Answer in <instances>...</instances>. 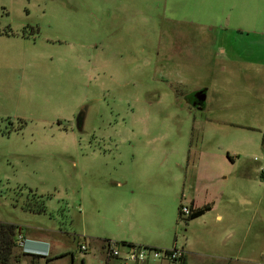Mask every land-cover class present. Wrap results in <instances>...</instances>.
<instances>
[{"label": "rangeland", "instance_id": "rangeland-1", "mask_svg": "<svg viewBox=\"0 0 264 264\" xmlns=\"http://www.w3.org/2000/svg\"><path fill=\"white\" fill-rule=\"evenodd\" d=\"M0 30V222L50 240L36 264H102L105 240L264 264V0H0ZM203 172L237 236L179 219Z\"/></svg>", "mask_w": 264, "mask_h": 264}, {"label": "crops", "instance_id": "crops-1", "mask_svg": "<svg viewBox=\"0 0 264 264\" xmlns=\"http://www.w3.org/2000/svg\"><path fill=\"white\" fill-rule=\"evenodd\" d=\"M229 81L230 80H228V82ZM247 82H249L248 79H247ZM222 90H223L222 93L224 92L225 94H227V91H229L228 87H226V86L224 88H222ZM224 93H223V95H224ZM224 98H225V96H224ZM207 99H208V92L206 94V104H207ZM221 109L222 108H216L215 110H220L221 112L219 111V112H216L213 114L222 115L223 112ZM204 110L205 111H213V109L212 108L210 109V107L208 105L205 106ZM215 122H218L217 119ZM233 126H236V125H233ZM237 126H240V125H237ZM199 154H200L199 158L200 159L202 158V161L200 163H201L202 169H203L204 168V162L206 160H209L208 159L209 156L207 153H204V152H199ZM229 161H231V159H229ZM229 161L228 160L223 161L224 167H222V166L218 167L221 170H219L216 173V176H215L216 179H218V180L219 179H226L227 180L229 178H232V174H233L232 166H233L234 160H232L231 163ZM206 163L207 162H205V168H206ZM200 177H201V179H200L201 183L198 186L196 185L197 182L194 183V192L189 197V199H187L188 203L185 204V201H184L185 199L182 198V200L180 201V204L189 205V206L193 205L194 208H199V207H202V206L207 205V204H212L211 212L210 211L209 212L213 213L214 211H217L216 219L219 220V223L226 222L229 225L228 232L226 233L224 239H229L231 237L237 236L238 232L233 229L234 221L232 220V218L227 217V219L224 221V216L219 214V211H218L219 206L215 205L214 202L211 201L213 199V197H212V194H213L212 177L206 176L204 174V172L201 173ZM232 179H234V178H232ZM198 189L200 190L201 196H198V194L196 193L197 191H199ZM199 197H201L200 200H199ZM227 215H229V214H227ZM35 229L41 230V231L43 230L40 227L35 228ZM21 235L25 238L24 246L21 249L23 252L32 253V254H39V255H44V256L50 255L48 245H51V243H50V240L48 238L36 235V236L32 237V239H27V237L22 233V231H21ZM28 241H30V242H28ZM32 242L38 243L39 245H32ZM226 242H228V241L224 240L223 244H226ZM235 242H237V241H235ZM130 243H132V242H130ZM132 244H134V243H132ZM143 246L151 247L153 245H143ZM101 249H102V252L104 253V248L102 246H101ZM182 249L185 252V256H184V260H183L182 264H190V257L192 255V253H189V250H191V249H185L183 247H182ZM240 250H241V252L243 251V245L240 246ZM240 250L238 247L237 250H235L231 253L224 252L223 255H221L222 251H221V253H212V254L207 256L208 259L209 258L215 259L217 261L213 260L214 262H211L209 264H239L238 262H240V259H241L240 255H239ZM16 251H17V249H16ZM203 263L204 262H200V264H203ZM162 264H171V263L163 262Z\"/></svg>", "mask_w": 264, "mask_h": 264}, {"label": "trees", "instance_id": "trees-1", "mask_svg": "<svg viewBox=\"0 0 264 264\" xmlns=\"http://www.w3.org/2000/svg\"><path fill=\"white\" fill-rule=\"evenodd\" d=\"M1 33H5L6 35H11V32L7 30H3V31L0 30V34ZM181 205L182 204H180L178 208L179 219H183L181 213ZM22 208L36 214H43L46 213L47 211L43 203H40L39 205L38 204L32 205L29 203H25L22 206ZM190 208H191V214L187 217L186 220H193L205 215L207 212L211 211L212 204H207L199 208H194L193 205H191ZM20 231H21V227L16 224L0 222V264H17L20 261L21 257L27 255V253H16V249L18 247L17 237L18 235L21 234ZM105 242L108 245L112 244L111 241L109 240H105ZM117 244L126 247H137L135 244L126 241H122ZM41 257L43 256L39 254H32V264H36L38 259H40Z\"/></svg>", "mask_w": 264, "mask_h": 264}, {"label": "built area", "instance_id": "built-area-1", "mask_svg": "<svg viewBox=\"0 0 264 264\" xmlns=\"http://www.w3.org/2000/svg\"><path fill=\"white\" fill-rule=\"evenodd\" d=\"M181 213L183 217H188L191 214V208L187 205H181ZM25 238L20 234L17 237L18 247H23ZM81 250L86 251L85 246H81ZM185 252L183 249H152L141 246L126 247L125 250H121L118 247H114L112 244L105 248V257L102 259V264H138L145 263L149 257L154 260H160L171 264H182L184 260Z\"/></svg>", "mask_w": 264, "mask_h": 264}, {"label": "flooded vegetation", "instance_id": "flooded-vegetation-1", "mask_svg": "<svg viewBox=\"0 0 264 264\" xmlns=\"http://www.w3.org/2000/svg\"><path fill=\"white\" fill-rule=\"evenodd\" d=\"M202 92L207 94V90L205 88H202L200 90H196V91H193L191 93H188L187 95H185L184 98L189 105L193 106L194 108L204 110V108L206 106V101L200 102L196 96L197 94H198V96L202 95Z\"/></svg>", "mask_w": 264, "mask_h": 264}, {"label": "water", "instance_id": "water-1", "mask_svg": "<svg viewBox=\"0 0 264 264\" xmlns=\"http://www.w3.org/2000/svg\"><path fill=\"white\" fill-rule=\"evenodd\" d=\"M196 96H197V98H198V100H199L200 102H204V101H206V93L202 92V95H199V96H198V94H197ZM80 122H81V124H79V128H83V124H84V116H82Z\"/></svg>", "mask_w": 264, "mask_h": 264}]
</instances>
